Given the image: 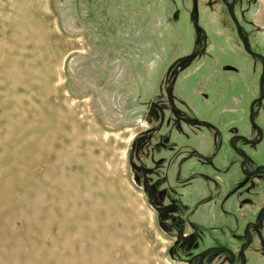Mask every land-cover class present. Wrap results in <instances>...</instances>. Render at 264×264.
Wrapping results in <instances>:
<instances>
[{
	"label": "rangeland",
	"instance_id": "obj_1",
	"mask_svg": "<svg viewBox=\"0 0 264 264\" xmlns=\"http://www.w3.org/2000/svg\"><path fill=\"white\" fill-rule=\"evenodd\" d=\"M73 1L0 0V264H179L129 168L131 53L102 48L146 24L128 0Z\"/></svg>",
	"mask_w": 264,
	"mask_h": 264
},
{
	"label": "flooded vegetation",
	"instance_id": "obj_2",
	"mask_svg": "<svg viewBox=\"0 0 264 264\" xmlns=\"http://www.w3.org/2000/svg\"><path fill=\"white\" fill-rule=\"evenodd\" d=\"M150 1L129 9L143 33L127 37L120 19L102 44L108 50L119 38L115 49L132 56L124 61L142 120L129 150L132 180L170 260L264 264L259 0ZM108 82L105 90L124 89Z\"/></svg>",
	"mask_w": 264,
	"mask_h": 264
},
{
	"label": "water",
	"instance_id": "obj_3",
	"mask_svg": "<svg viewBox=\"0 0 264 264\" xmlns=\"http://www.w3.org/2000/svg\"><path fill=\"white\" fill-rule=\"evenodd\" d=\"M57 1L59 2V4H60V2H64V0H57ZM74 2H75V0L73 1V8H74L75 14L77 15V17L80 18V15H82V14H81V5H80L81 3H78V0H76V7H74ZM82 2L84 3L85 0H83ZM85 3H87V2H85ZM129 3H130L132 6H136V4H137L136 1L134 2V0L129 1ZM85 22H86V21H85Z\"/></svg>",
	"mask_w": 264,
	"mask_h": 264
}]
</instances>
